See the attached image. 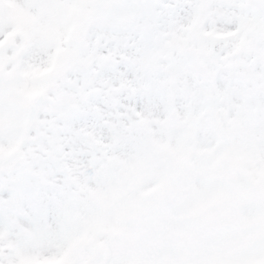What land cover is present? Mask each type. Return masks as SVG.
Segmentation results:
<instances>
[{"label": "snow or ice", "instance_id": "1", "mask_svg": "<svg viewBox=\"0 0 264 264\" xmlns=\"http://www.w3.org/2000/svg\"><path fill=\"white\" fill-rule=\"evenodd\" d=\"M0 264H264V0H0Z\"/></svg>", "mask_w": 264, "mask_h": 264}]
</instances>
